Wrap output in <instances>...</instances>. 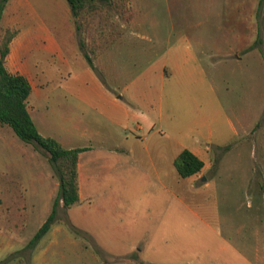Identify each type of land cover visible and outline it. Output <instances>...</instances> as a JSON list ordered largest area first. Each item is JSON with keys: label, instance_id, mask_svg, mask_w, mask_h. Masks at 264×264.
Here are the masks:
<instances>
[{"label": "rangeland", "instance_id": "rangeland-1", "mask_svg": "<svg viewBox=\"0 0 264 264\" xmlns=\"http://www.w3.org/2000/svg\"><path fill=\"white\" fill-rule=\"evenodd\" d=\"M167 1L125 0L122 18L111 11L100 28L94 19L79 42L92 57L109 48L112 60L97 67L119 74L111 87L151 78L158 101L151 142L179 148L197 139L203 169L180 178L169 163L130 162L96 172L91 199L69 209L59 203L49 231L27 249L53 209L59 180L42 151L0 125V264H264V4L255 10L254 41L244 40L237 60L233 40H221L214 59L207 38L201 51L195 40L177 38L183 27L208 37L215 15L188 8L186 22L167 23ZM14 17L4 8L0 40L15 30ZM38 60L52 89L61 67Z\"/></svg>", "mask_w": 264, "mask_h": 264}, {"label": "crops", "instance_id": "crops-1", "mask_svg": "<svg viewBox=\"0 0 264 264\" xmlns=\"http://www.w3.org/2000/svg\"><path fill=\"white\" fill-rule=\"evenodd\" d=\"M214 1L218 2V8L212 0L194 4L187 0L167 1L165 21L186 22L188 8L201 9L196 12L203 16L214 14V30L208 37L198 32L186 34L183 27L177 38L195 40L194 47L198 51L204 46L200 40L207 38L214 59L222 54L221 40H233L229 42V52L241 60L239 55L243 52L244 40L246 43L254 41L255 10L259 0ZM5 8L15 16L8 26L16 31L9 44L5 66L10 73L20 74L30 83L27 109L39 134L57 140L66 149H82L77 162L80 201L91 199L88 190L92 180L96 172L103 174L105 168L126 166L130 162L137 165L144 162L154 167L164 162L174 167L175 158L184 149L202 160L203 150L195 138L179 148L151 142L153 133L158 131V101L151 78L144 81L135 78L121 90L116 85L111 87L110 82L115 84L119 74L112 71L109 77L106 70L98 71L100 61L109 63L112 60L109 48L92 58L94 69L89 66L79 45V38H84L86 31L77 29L69 4L67 7L59 0H9ZM133 13L137 14L136 6ZM2 23L1 18V27ZM91 37L96 36L92 34ZM61 39L67 43L63 44ZM35 57L59 63L61 68L55 71L62 73L52 89H47L51 87L48 74L39 69L40 61ZM166 75L164 67L161 76ZM178 143L182 144L180 140Z\"/></svg>", "mask_w": 264, "mask_h": 264}, {"label": "trees", "instance_id": "trees-1", "mask_svg": "<svg viewBox=\"0 0 264 264\" xmlns=\"http://www.w3.org/2000/svg\"><path fill=\"white\" fill-rule=\"evenodd\" d=\"M9 0H0V20L2 12ZM71 15L78 30L84 31L86 24L97 20L100 28L109 21L111 11L122 18L125 0H66ZM104 2V3H103ZM264 0H259L260 8ZM97 18V19H96ZM16 35L15 30H4L0 40V125L8 126L24 143L42 151L59 180L58 195L53 209L36 234L27 244V249H34L38 242L49 231L55 221V209L59 203L64 209H69L79 203L77 191V162L82 149H66L57 140L39 134L28 112L27 99L31 94L29 81L20 74L10 73L5 66V59L9 53V44ZM92 35H90L91 37ZM94 39V37H91ZM81 48L86 44L80 40ZM85 60L94 69L92 56L84 53ZM174 167L180 178L197 175L204 167V163L188 149L182 150L174 160Z\"/></svg>", "mask_w": 264, "mask_h": 264}]
</instances>
